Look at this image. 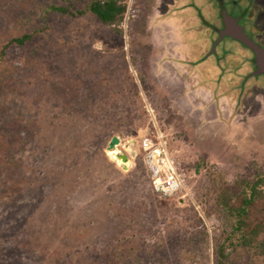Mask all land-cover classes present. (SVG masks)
Returning a JSON list of instances; mask_svg holds the SVG:
<instances>
[{
	"label": "rangeland",
	"instance_id": "374dc122",
	"mask_svg": "<svg viewBox=\"0 0 264 264\" xmlns=\"http://www.w3.org/2000/svg\"><path fill=\"white\" fill-rule=\"evenodd\" d=\"M35 1L0 0V44L19 32L17 20ZM129 5L136 11L120 35L86 12L57 21L39 47L34 38L26 46L33 53L8 50L10 71L0 76V264H109L116 251L111 264H213L218 185L264 174V73L249 69L231 88L205 84L192 71L205 64L201 48L188 45L184 64L174 63L181 55L171 51L170 25L158 23L182 6ZM219 7L264 40V0ZM224 44L244 48L225 36L216 49ZM153 128L185 174L172 195L153 189L135 146ZM113 135L120 141L107 153ZM116 148L128 154L127 169L113 159Z\"/></svg>",
	"mask_w": 264,
	"mask_h": 264
},
{
	"label": "trees",
	"instance_id": "16d2710c",
	"mask_svg": "<svg viewBox=\"0 0 264 264\" xmlns=\"http://www.w3.org/2000/svg\"><path fill=\"white\" fill-rule=\"evenodd\" d=\"M194 1L195 3L190 0L180 1L182 7L175 14L184 19L182 34L189 46L200 47L201 55L204 53L209 60V64L199 72L212 76L210 82L214 87L221 83L222 87L231 88V82L252 74L249 69L254 70V54L235 38L233 39L245 49L224 44L220 51L217 50V45L225 36L218 37L219 27L213 22L211 13L214 9L219 20L223 14L229 15L219 7L223 5V0ZM126 8L127 0L35 1L28 12L17 20L19 32L10 34L0 44V76L3 77L10 71L5 67V60L11 47L17 46L26 48L30 53L35 52L31 48L28 50L27 44L34 38H37L38 47L44 39L49 41L57 21L74 19L89 12L101 24L120 35L123 33ZM242 14H247V9ZM193 40L194 44H190ZM130 78L133 80L132 76ZM140 81L144 85V79L140 78ZM213 199V212L216 216L219 215L220 223L214 236L213 264H264V174L256 172L251 178L237 176L231 184L221 182ZM119 254L118 251L112 253L107 258V263H113Z\"/></svg>",
	"mask_w": 264,
	"mask_h": 264
},
{
	"label": "built area",
	"instance_id": "2783aa9c",
	"mask_svg": "<svg viewBox=\"0 0 264 264\" xmlns=\"http://www.w3.org/2000/svg\"><path fill=\"white\" fill-rule=\"evenodd\" d=\"M135 11L136 9L129 5L126 9L125 20L133 16ZM131 146H133L132 143ZM135 146L143 152V161L149 179L158 194L172 195L184 188L185 174L158 128L145 129Z\"/></svg>",
	"mask_w": 264,
	"mask_h": 264
},
{
	"label": "water",
	"instance_id": "95a60500",
	"mask_svg": "<svg viewBox=\"0 0 264 264\" xmlns=\"http://www.w3.org/2000/svg\"><path fill=\"white\" fill-rule=\"evenodd\" d=\"M221 19L224 23V28L220 31L219 37L221 38L225 35H230L233 38L239 40L245 46L249 47L252 50L254 57H255L256 67L253 70V74L258 75V74L264 73V49L260 47L257 43L252 41L246 35V33L242 29V26L237 22L235 18H233L230 15L223 14L221 16ZM119 141H120V138L117 135H113L107 144V149L108 150L113 149L119 143ZM127 151L130 156H134L136 152L133 148H129ZM116 157L121 159L122 162H126L129 156L127 153L123 151H119L116 154ZM120 166L123 169H127L126 164L122 163L120 164Z\"/></svg>",
	"mask_w": 264,
	"mask_h": 264
},
{
	"label": "crops",
	"instance_id": "0c3cea01",
	"mask_svg": "<svg viewBox=\"0 0 264 264\" xmlns=\"http://www.w3.org/2000/svg\"><path fill=\"white\" fill-rule=\"evenodd\" d=\"M173 1L179 6L182 5V3L180 2L182 0H173ZM165 11L163 12L162 15H160L158 17L159 20L162 18L161 21H159L158 23H162L163 26L170 25V32H169L170 38H173L175 40V43H177V46H175L176 49L175 50H171V51L172 52L177 51L181 55V56H178V58H177L178 60H175L173 62L174 63H180V65H181V64H184V63H181V62H184L185 61L184 58L187 57L188 54L190 53L189 52L190 50L187 48L188 44L186 43L185 37L182 34V24L184 22V19H182L181 17L180 18L176 17L175 14H177V11H172V12L164 14ZM169 21H170L171 24L169 23ZM159 35H161V34H159ZM200 55H201V53H200ZM202 55L200 56V59L203 58L205 60L204 66L200 65L198 68L196 67L195 69H192V68L191 69H192V71H195V73L198 74V77L200 78V80H202L205 84H207L208 82L211 84L210 80L213 77L208 75V74H206L205 72H203V73L199 72V70L201 68H203V70H204L205 66L209 64L208 58L205 57L206 55L205 54L203 55L205 58ZM180 65H178L179 69L180 68L181 69H183V68L185 69L186 68L185 65H182L181 67H180Z\"/></svg>",
	"mask_w": 264,
	"mask_h": 264
},
{
	"label": "flooded vegetation",
	"instance_id": "af4514ba",
	"mask_svg": "<svg viewBox=\"0 0 264 264\" xmlns=\"http://www.w3.org/2000/svg\"><path fill=\"white\" fill-rule=\"evenodd\" d=\"M233 17V16H232ZM235 18V17H233ZM237 20V18H235ZM239 20V19H238ZM237 20V22L239 23V21ZM220 21H221V24L218 26L219 29H218V37H219V34H220V31L224 28V23L220 17ZM240 24V23H239ZM241 25V24H240ZM242 26V29L243 31L246 33V35L252 40L254 41L255 43H257L260 47H262L264 49V40H262L258 34H255L254 36H252L251 34H248L246 31H245V28H244V25H241ZM225 36H229V37H232L230 35H225ZM252 36V37H251ZM224 37V36H223ZM233 38V37H232ZM256 67V66H255ZM254 67V69H255Z\"/></svg>",
	"mask_w": 264,
	"mask_h": 264
},
{
	"label": "bare ground",
	"instance_id": "6f19581e",
	"mask_svg": "<svg viewBox=\"0 0 264 264\" xmlns=\"http://www.w3.org/2000/svg\"><path fill=\"white\" fill-rule=\"evenodd\" d=\"M112 149H110V150H108L107 149V153L109 152V151H111ZM118 153V149L116 148V152H114L112 155H113V159L117 162V163H119V164H122V163H124V162H118L119 160H121V159H119V158H117L116 157V154Z\"/></svg>",
	"mask_w": 264,
	"mask_h": 264
}]
</instances>
